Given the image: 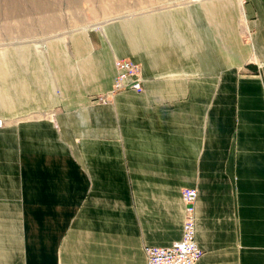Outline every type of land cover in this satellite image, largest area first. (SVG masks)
Masks as SVG:
<instances>
[{"label": "crops", "instance_id": "obj_1", "mask_svg": "<svg viewBox=\"0 0 264 264\" xmlns=\"http://www.w3.org/2000/svg\"><path fill=\"white\" fill-rule=\"evenodd\" d=\"M114 58L142 89L96 103ZM0 264H264V0H195L0 46Z\"/></svg>", "mask_w": 264, "mask_h": 264}, {"label": "rangeland", "instance_id": "obj_2", "mask_svg": "<svg viewBox=\"0 0 264 264\" xmlns=\"http://www.w3.org/2000/svg\"><path fill=\"white\" fill-rule=\"evenodd\" d=\"M195 0H0V46ZM141 67V66H140Z\"/></svg>", "mask_w": 264, "mask_h": 264}, {"label": "built area", "instance_id": "obj_3", "mask_svg": "<svg viewBox=\"0 0 264 264\" xmlns=\"http://www.w3.org/2000/svg\"><path fill=\"white\" fill-rule=\"evenodd\" d=\"M115 75L110 88L104 93L93 95L96 103H108L111 97L124 89L139 92L142 89L140 64L128 58H114ZM3 122L0 119V127ZM183 204L181 236L178 241L168 246H144L146 264H194L201 255V250L194 241V205L196 191L194 188H183L180 192Z\"/></svg>", "mask_w": 264, "mask_h": 264}]
</instances>
